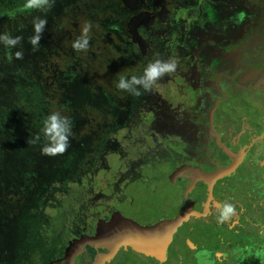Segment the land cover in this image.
Returning <instances> with one entry per match:
<instances>
[{"label":"flooded vegetation","instance_id":"flooded-vegetation-1","mask_svg":"<svg viewBox=\"0 0 264 264\" xmlns=\"http://www.w3.org/2000/svg\"><path fill=\"white\" fill-rule=\"evenodd\" d=\"M72 1L73 22L58 24L71 42L67 53L77 59L97 42L92 54L112 56L130 77L146 69L155 85L145 110L151 132L183 138L171 145L181 159L165 178L176 197L155 191L153 220L108 207L72 234L77 249L50 264H117L124 256L146 264H264V0ZM84 21H97L95 38L86 37ZM43 37L38 49L61 50ZM156 85L175 86L174 97ZM8 244L0 264L35 263L21 244Z\"/></svg>","mask_w":264,"mask_h":264},{"label":"trees","instance_id":"trees-1","mask_svg":"<svg viewBox=\"0 0 264 264\" xmlns=\"http://www.w3.org/2000/svg\"><path fill=\"white\" fill-rule=\"evenodd\" d=\"M73 4L72 0H0V12L10 23L9 31L24 25L32 28L36 23L58 30L61 14ZM96 23L84 21V32L93 36L98 30ZM6 36L0 27V256H5L3 249L7 241L9 247L18 246V232L21 238L27 237L29 212L41 198L49 195L56 181L77 183L85 176L90 168L87 157L100 145L101 136L105 134L102 127L115 120L122 127L115 132L122 131L126 123L123 120L128 116L132 118L135 107L145 101L144 98L155 87L149 82L150 75L145 74L146 69L138 67L137 77H130L126 68L123 70L113 65L110 55V59H98L90 51L79 54L80 57L75 59L64 52L61 58L65 57L66 74L71 80L77 76L83 80L79 84L75 81L79 90L73 100V107L76 105L77 109V125L72 128L53 127L47 122L42 124L37 112L47 117L50 101L41 96V101L36 104V95H27L32 84L29 78L35 76L39 69L33 70V65L38 63L32 58L42 51L46 52L47 59L50 54L55 57L62 54L55 52L51 45H46L48 50H38L36 44L26 39L24 49H16L11 58L10 50H3L8 56L4 62L1 48ZM47 37L52 38L49 32ZM78 59L87 68L81 67ZM94 60L99 61L95 64ZM74 67L85 72L78 75L73 72ZM111 73H115V77L105 80ZM100 104L102 109H99ZM21 245L24 256H28L27 243L21 242Z\"/></svg>","mask_w":264,"mask_h":264},{"label":"rangeland","instance_id":"rangeland-1","mask_svg":"<svg viewBox=\"0 0 264 264\" xmlns=\"http://www.w3.org/2000/svg\"><path fill=\"white\" fill-rule=\"evenodd\" d=\"M75 8L76 4L69 5L65 11V17H60L59 19L62 21H58V24L64 22L60 25L67 23L66 27H68L70 22H73L70 19V13L75 11ZM0 17L2 20L0 27L7 35L1 48V55L4 54L2 61L4 62L8 56L3 50L5 52L10 50L8 54L11 58L16 49H24L26 39L36 44L37 47L39 42L45 43L43 34L48 32L56 39L55 43L61 47L62 52L51 43V48L62 54L59 56L60 58L64 56V52L67 53L69 48H72L71 42H66V39L63 38L66 27L62 31L60 28L58 30L47 28V25L45 28V25L36 23L32 28L24 25L17 28L13 27L15 29L11 28L9 31L10 23L5 20V14L0 12ZM11 17L14 18L15 16ZM77 20L79 21V19ZM86 37L88 39L95 38L94 35ZM58 38L64 40L58 42ZM94 43L96 44L91 48V51L100 46L99 43ZM64 48L66 50H63ZM38 50H48V48L45 45ZM53 55L47 59L46 52L42 51L41 53L38 52L37 55L34 54V57L32 56L33 61L38 63L37 66L33 65V70L38 67L39 69H36L35 76L29 78L32 84L28 87L27 95L30 97L36 95L35 99L38 100L36 104L41 101L39 100L41 96L50 101L47 117L37 112L40 123L45 124L47 122L50 124L49 126L52 125L53 127L56 125L58 127L76 128L77 109L76 105L75 108L73 107V100L79 93L78 84L83 80L80 76L71 80L64 70L66 64L63 59L65 57L61 60L56 59L59 57ZM70 58H72L71 54ZM82 66H85L83 61ZM68 69L70 72V68ZM72 70L78 75L85 72L76 67ZM103 75L104 73L101 74L102 78L105 77ZM113 77H115V73L106 76L105 80H112ZM156 88L160 92L165 89L171 93L172 97L175 95V86L166 88L156 85ZM86 92H88L87 88ZM146 98H144L145 101L135 107L132 118L128 116L123 120L126 123L122 131L115 132L116 129L122 128L118 126V122L116 123L115 120L111 121L112 124L109 123V125L102 127L105 134L101 136L100 145L87 157L86 161L90 168L85 176L77 180V183H75L76 181L71 183L69 180L67 182L56 181L49 195L41 198L36 206H33L34 208L29 212L26 221L27 237L21 238L20 232H18L16 238L20 242L19 244L21 242L27 243L28 256H35L34 264H50L54 257L65 253L68 249L76 248L80 239L73 240L72 234L77 231L76 229L82 230L85 224L90 223L93 226L97 217L103 213L102 211H107L106 208L108 207H110L108 210H121L126 216L136 220L147 219L149 222L153 220L154 212L149 215L147 211L158 200H155V191L164 189L168 191V196L171 199L176 197L173 192L175 188L165 178L177 161L181 159L174 153V149L173 152L171 151V145L174 141L182 140L183 137L181 138L177 133L151 132L152 125L148 122L150 115L146 114L145 110L152 100ZM102 108V105L99 106V109ZM176 120L182 121V116ZM57 130L59 129L57 128ZM247 135L250 137V133ZM258 146H253V152H258ZM156 151L164 154L154 155L157 153ZM257 170L258 172L261 171L260 168ZM243 171L246 174V170ZM239 183H243V186L252 184L241 181ZM120 189L123 192H120ZM118 198L121 199V202L116 201ZM119 262L117 264H146V261L140 256H124Z\"/></svg>","mask_w":264,"mask_h":264}]
</instances>
